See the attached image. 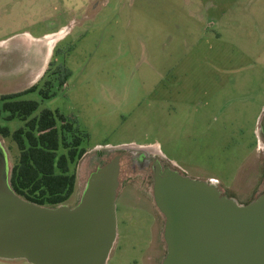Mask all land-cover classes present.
<instances>
[{"label": "rangeland", "instance_id": "obj_1", "mask_svg": "<svg viewBox=\"0 0 264 264\" xmlns=\"http://www.w3.org/2000/svg\"><path fill=\"white\" fill-rule=\"evenodd\" d=\"M41 52L46 70L29 83ZM57 66L70 72L63 87ZM45 82L54 97L36 91L18 100L39 104L32 117L57 110L87 135L63 205L78 204L96 167L122 151L134 156L132 168L121 161L106 264H161L165 256L164 219L138 173L144 156L217 181L239 205L264 191V0H0V95ZM6 117L0 103V127L23 126ZM0 140L11 172L17 147L10 136Z\"/></svg>", "mask_w": 264, "mask_h": 264}, {"label": "water", "instance_id": "obj_2", "mask_svg": "<svg viewBox=\"0 0 264 264\" xmlns=\"http://www.w3.org/2000/svg\"><path fill=\"white\" fill-rule=\"evenodd\" d=\"M260 119L264 136V113ZM9 172L0 140V259L106 264L116 239L118 156L90 173L73 208L23 200L12 190ZM153 197L164 217L161 264H264V193L239 205L211 181L170 169L160 173L156 166Z\"/></svg>", "mask_w": 264, "mask_h": 264}, {"label": "trees", "instance_id": "obj_3", "mask_svg": "<svg viewBox=\"0 0 264 264\" xmlns=\"http://www.w3.org/2000/svg\"><path fill=\"white\" fill-rule=\"evenodd\" d=\"M52 74L57 76L59 87H63L70 76L69 70L62 66H57ZM52 87V83L45 82L39 89L33 85L21 92L1 94L2 111L7 113L5 119L17 118L23 126L12 133L0 127V137L10 136L19 153L9 176L14 193L34 205L55 208L63 205L74 191L76 177L70 173L69 166L85 154L80 145L87 135L80 132L73 118L49 109L32 117L39 104L18 100L36 91L42 100L50 99L56 95L51 92ZM60 149L65 153L59 154Z\"/></svg>", "mask_w": 264, "mask_h": 264}, {"label": "flooded vegetation", "instance_id": "obj_4", "mask_svg": "<svg viewBox=\"0 0 264 264\" xmlns=\"http://www.w3.org/2000/svg\"><path fill=\"white\" fill-rule=\"evenodd\" d=\"M51 48L52 47H50L49 49L51 50ZM264 137V136H263ZM143 149H144V147H142ZM154 153H156V154H160L159 152H158V150H152ZM119 157V175H120V172H121V161L124 159V158H127V159H129L128 160V164H129V167L130 168H132L131 167V165H133V162H132V160H134V156H133V154L131 153V152H128V151H122V152H120L119 154H117L116 156H114L113 158H115V157ZM101 157H103L102 156V153L100 152V153H97L96 154V159H97V161L98 162H100L101 161ZM112 158V159H113ZM95 159V160H96ZM111 159V160H112ZM110 160V161H111ZM136 160V159H135ZM106 163H108V162H106ZM106 163H104V164H102V165H100V166H98V167H101V166H103V165H105ZM138 164H139V168H138V173H139V175H143V178H142V183H144L145 182V184L146 185H148V186H150V184H151V190H152V197H153V180H154V175H155V172H156V166H158L159 167V171H160V173H163L164 172V170H166V169H170V170H172V171H177L173 166H171L170 164H164V162L163 161H161L160 159H157L156 158V156H144V157H142L139 161H138ZM98 167H96L95 169H97ZM133 172H134V169H133ZM136 172V171H135ZM179 174H181L182 176H187L186 174H184L183 172H180V171H177ZM92 173V172H91ZM138 173L137 174H135V176H139L138 175ZM118 181H119V176H118ZM120 185H121V180L119 181V185H118V188H117V191H118V189H119V187H120ZM217 185V184H216ZM264 193V191L263 192H261V194H263ZM260 194V195H261ZM116 197H117V193H116ZM153 202H154V197H153ZM154 205H155V203H154ZM156 207V206H155ZM162 215V214H161ZM162 217H163V215H162ZM163 219H164V217H163ZM0 260H3V259H0ZM10 261V260H9Z\"/></svg>", "mask_w": 264, "mask_h": 264}, {"label": "crops", "instance_id": "obj_5", "mask_svg": "<svg viewBox=\"0 0 264 264\" xmlns=\"http://www.w3.org/2000/svg\"><path fill=\"white\" fill-rule=\"evenodd\" d=\"M42 49H44V47L42 48ZM44 59H45V57L43 56V53L41 52V56H40V62L38 63V65H37V67L35 66L34 68H33V71L31 72V74H30V78H29V83H31L32 81H34V78H35V75H38V74H40L41 73V71L43 72V70L45 69L44 68ZM46 70V69H45ZM45 72V71H44ZM44 72H43V74H44ZM42 74V75H43ZM30 85V84H29ZM28 85V86H29ZM26 89H28V87L26 88ZM25 89V90H26ZM24 91V90H23ZM21 92V91H20Z\"/></svg>", "mask_w": 264, "mask_h": 264}, {"label": "bare ground", "instance_id": "obj_6", "mask_svg": "<svg viewBox=\"0 0 264 264\" xmlns=\"http://www.w3.org/2000/svg\"><path fill=\"white\" fill-rule=\"evenodd\" d=\"M132 148H135L134 146H132ZM137 148V147H136ZM137 149H142V150H144L142 147H138Z\"/></svg>", "mask_w": 264, "mask_h": 264}, {"label": "built area", "instance_id": "obj_7", "mask_svg": "<svg viewBox=\"0 0 264 264\" xmlns=\"http://www.w3.org/2000/svg\"><path fill=\"white\" fill-rule=\"evenodd\" d=\"M212 183L217 184V181L211 180Z\"/></svg>", "mask_w": 264, "mask_h": 264}]
</instances>
